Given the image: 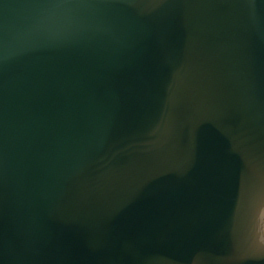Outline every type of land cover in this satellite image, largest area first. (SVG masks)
I'll list each match as a JSON object with an SVG mask.
<instances>
[{
  "label": "water",
  "instance_id": "water-1",
  "mask_svg": "<svg viewBox=\"0 0 264 264\" xmlns=\"http://www.w3.org/2000/svg\"><path fill=\"white\" fill-rule=\"evenodd\" d=\"M264 0H0V264H264Z\"/></svg>",
  "mask_w": 264,
  "mask_h": 264
}]
</instances>
